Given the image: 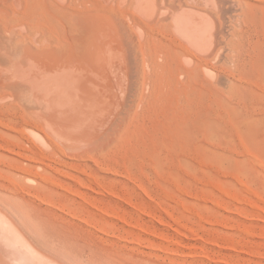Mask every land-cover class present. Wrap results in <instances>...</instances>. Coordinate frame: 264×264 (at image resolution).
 Segmentation results:
<instances>
[{
	"label": "bare ground",
	"instance_id": "6f19581e",
	"mask_svg": "<svg viewBox=\"0 0 264 264\" xmlns=\"http://www.w3.org/2000/svg\"><path fill=\"white\" fill-rule=\"evenodd\" d=\"M199 1L208 4L194 6L191 0H0V184L15 192L36 185L52 195L62 192L78 199L95 208L103 219H118L128 225L132 233L120 234L119 238L133 249L165 251L173 260L195 256L224 263L211 260L203 250L186 248L185 239L200 238L187 224L163 219L130 196L101 185L97 178L98 168L109 171L100 157L104 146L123 135L139 133L141 127L147 126L146 132L154 130L160 115L164 116L160 125L165 123L185 132L189 128L185 116L191 111L208 117L211 114L206 113L205 106L216 105L220 109L232 100L248 103L253 95L264 98L263 52L250 60V49L246 50L243 37L235 35L229 39L221 28L235 0ZM241 2L247 6L253 1ZM242 6L243 16L255 19L257 15ZM231 65L234 76L223 73ZM230 108H234L237 118L235 107ZM145 112L152 123L156 122H150L154 125L150 129L149 121L143 123ZM125 178L142 197L155 200L154 194L132 175ZM26 191L30 198L93 225L73 208ZM227 194L240 202L249 201L231 192ZM18 196L0 194V264H74L78 260L76 251L70 248L75 246L74 238L54 228L55 224L48 222L41 208H35L27 196ZM105 198L130 204L137 215H145L154 225L174 228L177 236L167 235L155 226L147 227L98 201ZM12 208L40 236L42 248L23 223L12 216ZM46 223L53 225L50 231L46 230ZM101 224L99 227L105 230L107 225ZM109 231L112 235L114 229ZM145 234L151 238H144ZM208 241L215 247L222 245L216 240ZM114 256L91 249V256L85 261L124 264Z\"/></svg>",
	"mask_w": 264,
	"mask_h": 264
},
{
	"label": "rangeland",
	"instance_id": "374dc122",
	"mask_svg": "<svg viewBox=\"0 0 264 264\" xmlns=\"http://www.w3.org/2000/svg\"><path fill=\"white\" fill-rule=\"evenodd\" d=\"M197 1L191 0L190 4L194 6L208 4H204L199 0ZM235 1L237 2L235 3ZM235 1L233 3V9L231 10L230 8L227 14L228 18L224 19L223 23H221V28L223 27L222 29L229 39V36L235 35L236 38L243 37L242 41L245 43L246 50H251L247 51L248 57L252 58L250 60L254 61L261 51L264 54V20L261 19L264 18V10H262L264 9V0H252L253 2H250L247 6H245L241 0ZM208 6L210 8L212 7L210 4ZM241 6L244 10L247 8L246 10L256 14L258 20L256 21V17L255 19H246V17L243 16L244 14ZM209 7L205 8L208 9ZM261 14H263V16ZM239 16H241L240 20ZM260 16L261 18L259 19ZM225 21L229 23H225ZM224 23L225 25L222 26ZM260 24L261 26H259ZM237 25H239L238 27L240 28H238ZM260 46L262 48H260ZM250 65L253 66L254 63L252 64L250 62ZM231 66L230 68L224 69L223 73L234 76L235 69L233 65ZM256 83L255 86L261 88L260 84ZM253 96L255 99H253ZM253 96H250V102L248 103H244L243 100L239 101V99H236V101L232 100L225 108L219 107L221 110L218 109L216 105L205 106L204 110L206 113L208 112L212 116L202 117L192 111L189 112L185 116L188 117L187 121L189 123V128L185 132L181 129H171L165 126V123L164 125H160L159 121L164 120V116L162 115L159 117L160 120L159 118L157 119L158 125H156L158 128L155 126L153 130L152 127L154 125H151L153 120L147 118L146 116L148 114L145 112V117L144 114L142 116L144 119L147 118L149 120L143 119V123H148L146 121H149V123L151 122L148 124L150 125L148 129L152 128L153 131L150 129L147 130V132L149 131L147 133L145 131L147 126L141 127L139 133L137 132L138 134L123 135L113 140L111 143L106 144L104 146L106 149L103 148L105 152H103L100 157L104 167L108 168L109 171L105 173L98 168L97 178L101 181H99L100 184L114 188L116 192L130 196L135 202L140 203L146 209L157 213L160 217L169 222H174L176 219L187 224L200 236V238L185 239V246L189 251L196 249L199 251L203 250L210 255L211 260H222V262H224L222 264H264V202L262 201L264 200V114H262L264 113V98H260L259 96L256 98V95ZM256 100H259L257 101L260 103L257 104L259 108L255 105L257 103H255ZM250 105H252V107ZM230 107H235V112L239 114L237 118L233 115L234 108ZM242 107L248 109L245 110L242 109ZM213 108L215 110H213ZM254 109H256V111ZM194 110L196 111L197 109ZM217 111L220 112L216 113ZM223 111L228 112L223 113ZM196 112L198 113V111ZM247 112L252 114L249 115ZM229 113L230 115L228 116ZM224 115L228 118L224 119ZM231 118H233L234 121L236 120V123L233 124L234 121L231 120ZM254 119L256 122H254ZM221 120L223 122H221ZM260 120L262 121L259 122ZM228 121L231 124L227 123ZM251 121L252 123H250ZM241 124H243V126ZM259 127H261V129H259ZM232 130H235L238 134V131H240L242 134L238 135L236 132H232ZM141 131L142 133L144 132L146 136H149L142 138L144 136H142ZM151 132H155L154 135ZM252 133L256 135H252ZM151 137H154V139H150ZM145 140H147V142ZM141 161H143V165ZM127 175H132L133 178L154 194L155 200L150 201L146 199V197H142L138 191H136L137 189L132 186L133 184L126 180L125 177ZM0 185H2V187L0 186V194L11 196L18 194V197H23L24 195L26 197V190H32L37 194L43 195V197L51 198L53 201L56 200L57 203H55L58 204L59 202L60 204L58 205L60 206L73 208L72 210L77 212L79 216L91 221L93 225H97V227L96 225L92 227L93 225L86 224V222L79 217L76 219L74 217L72 218L70 214L66 215L67 213H62L55 207L46 206L44 202L34 197L30 198L27 196V199L35 208H41L46 220L55 224L54 228L58 227L61 232L74 238L75 246L70 247L76 251L78 255V260L74 264H87L85 259L91 256V249H95L97 252L103 254L116 255L114 258L118 262H123L124 264H218L214 263V260H203L195 256H190L188 259L173 260L167 256L168 254L165 251L157 252V254L143 248H134V250L133 247H129L127 244L125 246V242L121 241L119 238L120 234L127 235L128 233L129 235L132 233L128 225H125L118 219H112V221L105 220V218L103 219L95 208L78 201V199H72L62 192L52 195L50 192L36 185H27L24 189L25 191L21 190V192H15L6 185ZM3 186L5 189H8H2ZM227 192L237 194L242 199H248L253 202V205L251 206V204L248 203L249 201L240 202L239 200L233 199ZM70 200L72 202L74 200L75 204ZM98 201L102 202L103 205L107 204L106 206L117 209L127 218L133 219L134 221L137 219L140 223L142 221L143 225L147 227L155 226L167 235L173 237L177 236L174 228L154 225V222L145 215H137L138 213L134 211V208L128 203L118 201L112 202L106 198ZM0 207L3 208V206ZM11 210L13 213L12 216H14L15 219L18 218L16 220L22 224L24 219L16 214L17 212L14 208ZM165 211L169 212V214L167 215ZM140 215L142 217L141 219ZM169 217H171V219ZM100 219L102 222L99 221ZM93 220H97L100 224L102 223L101 225L105 223L107 226L104 227L108 230L101 229L99 227L100 224L96 221H94L96 222L94 223ZM104 220L105 222H103ZM113 222L116 227L113 225ZM119 225L121 227H119ZM22 226L27 229L30 237H34L36 241L39 242L38 245L40 247L44 245L38 239L40 236L35 233L27 223H23ZM52 226V224L46 223L45 228L50 231V227ZM122 227L124 230L121 229ZM111 229H114L112 235L109 231ZM103 234L105 235L104 237ZM148 237L151 238L146 234L144 235V238ZM208 240L219 241L222 245L221 247H215L210 245ZM235 245H237V248ZM46 249L47 252L50 253L49 248ZM140 249L146 251H140ZM114 263L116 264L115 261Z\"/></svg>",
	"mask_w": 264,
	"mask_h": 264
}]
</instances>
